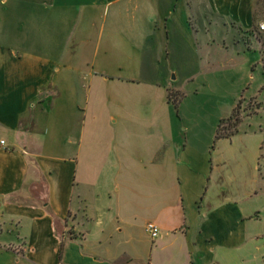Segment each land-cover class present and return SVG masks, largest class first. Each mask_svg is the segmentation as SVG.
<instances>
[{"label":"crops","instance_id":"obj_1","mask_svg":"<svg viewBox=\"0 0 264 264\" xmlns=\"http://www.w3.org/2000/svg\"><path fill=\"white\" fill-rule=\"evenodd\" d=\"M252 4L0 0V264H216L210 248L215 238L232 242L247 236L244 227L255 215L245 200L256 191L239 194L236 178L223 169L212 170L218 199L207 203L191 232L182 191L190 183L204 186L206 173L192 172L186 155H171L178 171L164 192L172 194L145 222L155 224L159 234L150 238L144 256L130 232L129 202L118 196L116 185L134 160L142 164L148 155L149 163L168 161V138L156 131L148 154L125 150L118 140L114 154L102 155L101 170L93 174V162L83 161L78 86L98 69L100 76L106 69L121 83L137 84L143 63H190V58L198 65L196 75L208 74L233 53L250 55L236 38L252 26ZM100 54L108 66L97 62ZM37 106H46L36 118L39 132L22 126Z\"/></svg>","mask_w":264,"mask_h":264},{"label":"rangeland","instance_id":"obj_2","mask_svg":"<svg viewBox=\"0 0 264 264\" xmlns=\"http://www.w3.org/2000/svg\"><path fill=\"white\" fill-rule=\"evenodd\" d=\"M257 1L253 0L252 4L254 21L250 30L240 38L235 37L243 44L242 50L250 55L233 53L208 74L194 75L198 65L187 58L190 63H176L172 59L160 64L143 63L141 82L137 84L121 83L113 79L116 77L113 71L106 69L108 73L104 76L111 80L100 76L103 71L98 69L79 81L87 148L83 161L93 162V174L101 170L102 155L114 154V142L117 145L118 140L125 150L148 154L156 131L168 138V161L160 165L149 163L148 155L142 164L134 160L135 167L122 173L125 176L121 174L116 185L118 196L129 202L133 216L130 232L144 256L150 248L145 222L154 217L165 196L172 194L164 192L166 187L170 189L171 176L178 171L176 158L171 155H186L192 172L206 173L204 186L196 188L190 183L182 191L191 232L197 231L207 203L218 199L212 170L213 174L221 169L228 171L236 178L233 186L239 194L244 196L252 187L256 191L245 200L248 213L255 217L244 227L245 238L227 242L223 237L212 241L214 263L264 264V71L261 64L264 30H260L264 20ZM99 57L97 62L108 66L103 54ZM154 68H161L160 73H152ZM237 106L241 118L237 134L214 141L218 122L232 115ZM44 111L46 106L34 107L22 126L27 124L28 130L39 132L36 118ZM221 127H227V123L224 121ZM181 168L185 169L183 165ZM255 209L258 213H254ZM137 264H146V260Z\"/></svg>","mask_w":264,"mask_h":264},{"label":"trees","instance_id":"obj_3","mask_svg":"<svg viewBox=\"0 0 264 264\" xmlns=\"http://www.w3.org/2000/svg\"><path fill=\"white\" fill-rule=\"evenodd\" d=\"M257 3H258L257 5L259 6V9L262 13L263 20H264V0H258ZM252 19L254 21V16ZM261 39H262L261 64H262V68L264 71V36ZM174 107H176V105ZM260 107L261 106L259 105L256 109L259 110ZM223 120L227 123V127H225V128L221 127V124L224 122ZM240 123H241V118L239 116V111H238V106H237V107H235L232 115H230L227 119H221L218 122V125H217L216 130H215L214 141H217L220 139H230L231 137L236 135L237 131H238L237 128H238Z\"/></svg>","mask_w":264,"mask_h":264},{"label":"built area","instance_id":"obj_4","mask_svg":"<svg viewBox=\"0 0 264 264\" xmlns=\"http://www.w3.org/2000/svg\"><path fill=\"white\" fill-rule=\"evenodd\" d=\"M260 30H264V27L261 26L260 27ZM1 144H2V141H1ZM145 231L148 233V235H149V237L151 239L156 238L157 235L159 234L158 227L155 224L151 223V222L146 223V225H145Z\"/></svg>","mask_w":264,"mask_h":264}]
</instances>
